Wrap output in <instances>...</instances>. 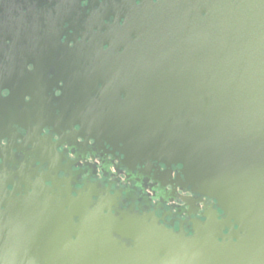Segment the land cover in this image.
Wrapping results in <instances>:
<instances>
[{"label":"flooded vegetation","instance_id":"flooded-vegetation-1","mask_svg":"<svg viewBox=\"0 0 264 264\" xmlns=\"http://www.w3.org/2000/svg\"><path fill=\"white\" fill-rule=\"evenodd\" d=\"M228 3L0 0V264H105L101 230L148 252L155 224L192 235L214 209L225 216L182 163L108 128L134 112L139 83L169 74L156 50L201 34Z\"/></svg>","mask_w":264,"mask_h":264},{"label":"water","instance_id":"water-1","mask_svg":"<svg viewBox=\"0 0 264 264\" xmlns=\"http://www.w3.org/2000/svg\"><path fill=\"white\" fill-rule=\"evenodd\" d=\"M172 43L155 53L170 75L139 83L129 99L134 112L114 116L125 124L108 130L150 156L182 163L188 181L225 216L214 209L192 235L155 224L148 252L101 230L105 264H264V0H233L201 34Z\"/></svg>","mask_w":264,"mask_h":264},{"label":"clouds","instance_id":"clouds-1","mask_svg":"<svg viewBox=\"0 0 264 264\" xmlns=\"http://www.w3.org/2000/svg\"><path fill=\"white\" fill-rule=\"evenodd\" d=\"M84 2L86 3L87 2V0H84ZM140 2V0H137V3H139ZM154 2H155V0H154ZM65 39H67V37L65 36V37H62V41L61 42H64V40ZM68 43H69V46H73L74 45V41H68ZM106 47V46H105ZM29 69H31L32 68V65L30 64L29 66ZM4 91V94H7V89H4L3 90ZM45 131H47V129H45ZM6 142V140H0V143H5ZM64 173L63 172H61L60 173V175H63ZM11 185H9V188L11 189ZM234 227H236V226H234ZM234 240H235V238H233Z\"/></svg>","mask_w":264,"mask_h":264}]
</instances>
